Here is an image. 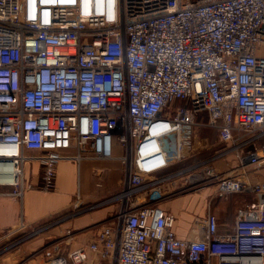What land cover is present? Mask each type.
Here are the masks:
<instances>
[{"label":"built area","instance_id":"built-area-1","mask_svg":"<svg viewBox=\"0 0 264 264\" xmlns=\"http://www.w3.org/2000/svg\"><path fill=\"white\" fill-rule=\"evenodd\" d=\"M263 52L264 0H0V187L22 197L33 188L24 166L37 162L53 192L63 160L124 150L121 192L104 203L119 204L115 218L50 264H264V180L212 167L233 154L264 168ZM198 127L224 147L202 168L156 177L184 160ZM210 181L204 216L179 238L157 203ZM234 195L258 200L220 233L212 201Z\"/></svg>","mask_w":264,"mask_h":264},{"label":"crops","instance_id":"crops-1","mask_svg":"<svg viewBox=\"0 0 264 264\" xmlns=\"http://www.w3.org/2000/svg\"><path fill=\"white\" fill-rule=\"evenodd\" d=\"M198 120L205 121V116L200 115ZM203 131L209 134L210 129L196 128L198 134ZM223 147L224 145L213 151L208 148L209 150L205 151L208 154L205 155L209 158H205L202 162L210 160ZM116 149L119 150L118 155L115 156L114 153L113 158L108 160L87 156L80 161L65 159L60 162L57 170V188L53 192H46L40 188L37 162H29L31 165L24 166V178L33 188L25 190L22 197L14 196L12 188L0 187V264H50L53 258L67 259L71 252L94 242L119 210V204H104L107 199L121 192L125 176L120 160L124 150L119 145H115L114 151ZM210 152L214 154L210 155ZM26 154L36 155L34 152H26ZM76 155L77 150L72 149L65 152L64 156L73 158ZM115 159L118 160L115 162L116 166L109 165ZM196 159L186 158L180 164L176 163V167L171 166L156 177L172 174L178 167L182 169L195 167ZM89 163H103L101 166L91 168L97 179L95 184L97 188L103 187V180H108L110 174L115 175L116 171L118 172L115 181L107 185V191L98 194L95 191L82 193L83 176H89ZM212 167L219 173H228L241 180H264V172H257L250 165L240 168L233 154L216 160ZM179 184L182 185V180L177 183ZM244 196L252 197V195ZM254 199L253 202H256L258 197L255 196ZM80 202L83 204L82 208L77 207ZM171 203L165 201L157 205L176 216L177 235L179 238H185L195 220V216L186 211L192 200L187 204L184 213L182 210L180 212L178 210L179 213L174 212ZM90 206H95V209L88 210ZM191 208L192 206L190 210ZM75 209L78 211L76 212ZM233 224V222L221 223L219 219L220 233L230 232Z\"/></svg>","mask_w":264,"mask_h":264},{"label":"rangeland","instance_id":"rangeland-1","mask_svg":"<svg viewBox=\"0 0 264 264\" xmlns=\"http://www.w3.org/2000/svg\"><path fill=\"white\" fill-rule=\"evenodd\" d=\"M264 55V52H263ZM170 147H172V145H169ZM222 145L220 144L219 141V136L218 133L216 131H211L209 132V134H206V132L203 131V133L198 134L195 131V141H194V145L193 147L188 150L184 156V160L186 158L189 157H194L195 160V164H197V167L202 168V165L204 162H202L205 158L208 159L209 157L205 154H208V152H205L207 150H209L208 148H210V150H217L219 147H221ZM115 156H117L119 153V150H115L114 151ZM175 153L174 150H172L171 154L173 155ZM210 152L209 154L211 155ZM214 154V153H213ZM205 155V156H204ZM189 156V157H188ZM213 157V156H212ZM211 157V158H212ZM210 158V159H211ZM118 160L115 159L114 161H111L112 164H109L111 166H116L115 162H117ZM30 163H26L25 166H27ZM107 164V163H106ZM31 165V164H30ZM90 165V169H89V176H83V181H82V193H86L87 191H91L94 193H102L107 191V185L110 184L111 182L115 181V179L117 178V171L114 174H110V177L107 179H104L102 182L103 187L101 188H97L95 186V184L97 183V179L95 178L96 176L94 175V173L92 172L93 169H91L92 167H96V166H101L103 165V163H89ZM201 165V166H198ZM26 168V167H25ZM264 172V168L260 169V172ZM108 174V173H107ZM107 174L105 176H107ZM191 174V172H186L184 174V176L182 177V185L179 184L178 186H176L177 188H181V186H185L187 187L189 185L188 183V177ZM178 180L176 181V184L181 181ZM100 182V181H99ZM214 187H215V181H210L207 185H205L201 190L195 189V190H189V189H184L182 190V192L176 194L175 196H171V197H166L162 202L168 201V202H172L171 205V209H174L176 213H179L181 210L184 213V209L186 208L187 204L190 203V201L192 200V204L191 206L194 207L195 204L193 202V200L200 202V204L198 205L197 209L191 208V210L189 211L186 208V211L191 213V214H195L198 213L200 216H203L204 214V205L205 202L210 200L214 194ZM255 196L252 195V197H245L244 195H234L229 197L227 200L224 199H213L212 201V209L213 212L218 216V218L220 219L221 223H227V222H233L235 221L236 215H237V211L244 205H246L247 203H251L253 202ZM202 205V206H200ZM200 206V207H199ZM78 211V209H75V211ZM179 210V212H178ZM76 211V212H77ZM180 215V214H179Z\"/></svg>","mask_w":264,"mask_h":264},{"label":"trees","instance_id":"trees-1","mask_svg":"<svg viewBox=\"0 0 264 264\" xmlns=\"http://www.w3.org/2000/svg\"><path fill=\"white\" fill-rule=\"evenodd\" d=\"M258 147L261 148V147H264V137L261 138L258 142ZM183 162V161H182ZM181 163V162H180ZM180 163H177V164H180ZM173 167H176V164H173L172 165ZM182 168L178 167V168H175V170H181Z\"/></svg>","mask_w":264,"mask_h":264}]
</instances>
